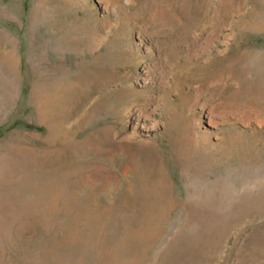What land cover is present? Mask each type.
<instances>
[{
    "label": "rangeland",
    "instance_id": "obj_1",
    "mask_svg": "<svg viewBox=\"0 0 264 264\" xmlns=\"http://www.w3.org/2000/svg\"><path fill=\"white\" fill-rule=\"evenodd\" d=\"M0 264H264V0H0Z\"/></svg>",
    "mask_w": 264,
    "mask_h": 264
}]
</instances>
